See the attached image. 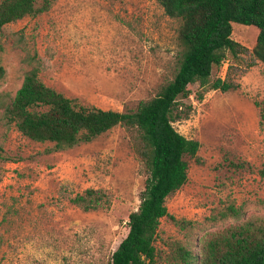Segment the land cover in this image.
<instances>
[{"label": "rangeland", "instance_id": "1", "mask_svg": "<svg viewBox=\"0 0 264 264\" xmlns=\"http://www.w3.org/2000/svg\"><path fill=\"white\" fill-rule=\"evenodd\" d=\"M179 24L157 0H51L47 11L0 31V95L13 97L25 72L37 67L47 86L77 106L134 110L173 77ZM257 34L254 25L232 22L231 38L242 48L213 65L209 83L221 78L233 88L194 82L190 96L177 100L174 113L181 118L173 126L200 145L196 157L184 156L187 181L165 200L183 223L160 219L154 264H179L178 244L197 253L212 233L246 218L264 219V70L254 54ZM138 142L135 127L116 126L56 150L22 135L0 107V264H110L147 176ZM86 189L103 194L97 209L72 201Z\"/></svg>", "mask_w": 264, "mask_h": 264}, {"label": "trees", "instance_id": "2", "mask_svg": "<svg viewBox=\"0 0 264 264\" xmlns=\"http://www.w3.org/2000/svg\"><path fill=\"white\" fill-rule=\"evenodd\" d=\"M166 15L180 21L177 40L180 52L173 77L151 98L140 100L134 110L119 111L75 105L73 100L47 86L37 67L25 72L13 97L0 95L2 118L24 136L51 142L56 150L90 142L116 126L135 127L139 132L137 153L146 171L137 208L128 215V231L113 251L110 264H154V241L160 219L169 216L165 200L187 181L184 156L196 157L199 142L173 126L181 115L174 113L179 98H187L188 85L227 91L231 82L217 78L209 83L213 65L227 53L236 55L242 46L231 38L232 22L258 28L254 54L264 70V0H157ZM51 0H0V31L27 16L49 9ZM4 69L0 66V78ZM202 93L197 95L202 98ZM44 106V110L35 107ZM264 130V108L260 114ZM2 158V154H0ZM264 175V168L261 170ZM72 201L85 211L97 209L103 194L86 189ZM236 214V210L232 209ZM179 264H264V219L246 218L203 239L199 251L178 244Z\"/></svg>", "mask_w": 264, "mask_h": 264}]
</instances>
